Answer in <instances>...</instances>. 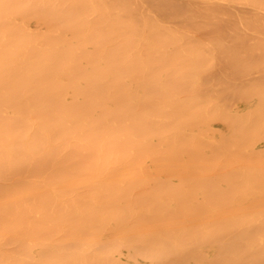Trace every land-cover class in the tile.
Returning <instances> with one entry per match:
<instances>
[{
	"label": "bare ground",
	"instance_id": "6f19581e",
	"mask_svg": "<svg viewBox=\"0 0 264 264\" xmlns=\"http://www.w3.org/2000/svg\"><path fill=\"white\" fill-rule=\"evenodd\" d=\"M263 35L264 0H0V264H264Z\"/></svg>",
	"mask_w": 264,
	"mask_h": 264
},
{
	"label": "rangeland",
	"instance_id": "374dc122",
	"mask_svg": "<svg viewBox=\"0 0 264 264\" xmlns=\"http://www.w3.org/2000/svg\"><path fill=\"white\" fill-rule=\"evenodd\" d=\"M231 36H232V35H231ZM233 36H234V35H233ZM237 36H238V35H237ZM261 36H262V35H261ZM263 36H264V35H263ZM192 37L196 38L197 36H196V37H195V36H192ZM226 37H227V36H226ZM229 37H230V36H229ZM184 38H186V37H184ZM230 38H231V37H230ZM238 38H239V37H238ZM240 38H241V37H240ZM246 38H247V37H246ZM197 39H198V37H197ZM208 39H211V38L208 37ZM197 46H199V45H197ZM210 46H211V45H210ZM199 47H200V46H199ZM199 47H197L196 49H193L191 52H193V51H195V50H197V49H200V51H202V53H204V55H202V56L207 55V52L204 51V50H206V49H203V50H202V49L199 48ZM211 47H212V46H211ZM214 47L216 48V46H213V48H214ZM231 47H232V45H231ZM253 47H255V49H259L258 51H256V53L258 52L257 54L260 53L259 51H262V49H264V48L261 49L262 45L260 46V45H258V43H257V44H254ZM204 48H205V47H204ZM218 48H219V47H218ZM223 48L226 49V48H228V47H223ZM232 48H233V47H232ZM232 48H231V49H232ZM248 48H249V47H248ZM219 49H220V48H219ZM225 49H224V50H225ZM234 49H235V48H234ZM251 49H252V46H251ZM217 50H218V49H217ZM252 50H253V49H252ZM252 50H251V52H252ZM207 51H208V50H207ZM220 51H221V50H220ZM227 51H228V50H227ZM247 51H249V50L247 49ZM191 52L189 51V55H190ZM195 52H198V51H195ZM212 52H214V55L217 54L215 50H212ZM212 52H211V53H212ZM223 52H224V51H223ZM225 52H226V51H225ZM254 52H255V51H254ZM263 52H264V50H263ZM187 53H188V52H187ZM202 53H201V54H202ZM219 53H220V52H219ZM240 53H241V52H240ZM197 54H198V53H197ZM221 54H222V53H221ZM228 54H229V53H228ZM249 54H250V53L248 52V54H243V55H244V56L246 55V57H247V55H249ZM193 55H194V54L191 53V56H193ZM212 55H213V53H212ZM229 55H230V54H229ZM231 55H232V54H231ZM233 55H234V54H233ZM240 55H242V53H241ZM252 55H253V54H252ZM195 56H197L196 53H195ZM227 56H228V55H227ZM235 56H236V55H235ZM237 56H238V55H237ZM237 56H236V57H237ZM255 56H256V54H255ZM200 57H201V56H200ZM221 57H225L224 54H223L222 56L220 55V58H221ZM246 57H245V58H246ZM249 57H250V56H249ZM251 57H252V56H251ZM198 58H199V56H198ZM206 58H207V57H206ZM212 58H214V57L212 56ZM215 58H216V55H215ZM215 58H214V60H215ZM201 59H205V57L200 58V60H201ZM239 59H240V58H239ZM252 59H253V58H252ZM205 60H206V59H205ZM211 60H212V59H211ZM216 60H217V58H216ZM216 60H215V61H216ZM225 60H226V58H225ZM232 60H233V57H232ZM243 60H244V59H243ZM250 60H251V59H250ZM206 61H207V60H206ZM208 61H209V59H208ZM217 61H218V60H217ZM247 61H248V60H247ZM255 61H256V60H255ZM212 62H213V61H212ZM251 62L254 63V60L251 61ZM251 62H250V63H251ZM199 63H200L199 65H203V66H204V64H205V66H206V63H207V62L204 63V64H202L201 62H199ZM208 63H209V64H212V66L215 67V70H216V71L218 70L217 68L222 67V65L217 64V62H215V64H213V63H211V62L209 61ZM240 63H241V61H240ZM242 63H245V62L242 61ZM258 63H259V61H258ZM238 64H239V62H238ZM197 65H198V64H197ZM230 65H231V64H230ZM235 65H236V64H235ZM253 65H254V64H253ZM253 65H252V66H253ZM262 65H263V63H262ZM208 66L211 67L210 65H208ZM208 66H206V67H208ZM236 66H238V65H236ZM252 66H251V67H252ZM255 66H256V65H255ZM238 67H239V66H238ZM238 67H237V69H238ZM246 67L249 68V66H246ZM202 68H203V67H202ZM202 68H201V66H200V68L197 67L198 72L205 73V75L207 74V75H209V76H213V75H214L216 78H218V80H219L221 77H223L224 74L227 75V73L230 71L229 69H226L225 71H221V70H220V71L222 72L221 74H214V72H213L214 69H213V68L211 69L212 71H210V70L207 71L206 69H202ZM226 68H227V67H226ZM229 68L232 69V70H234L235 67H233V66L231 65ZM239 68H240V67H239ZM243 68H244V66H243ZM258 68H260V67H258ZM207 69H208V68H207ZM235 69H236V68H235ZM237 69H236V70H237ZM242 70H243V69H242ZM247 70H248V69H247ZM257 70H258V69H257ZM259 70H260V69H259ZM216 71H215V73H217V72L220 73L219 70H218L217 72H216ZM239 71H240V70H239ZM257 72H258V71H257ZM234 73H236V72H234ZM240 73H241V71H240ZM242 73H243L244 75H251L252 77H255V78H257V79L259 78V76H257L258 74H257V73L255 74L254 72L252 73L251 70H249V71H243ZM242 73H241V74H242ZM231 74H232V73H231ZM202 75H203V74H202ZM203 76H204V75H203ZM232 77H233V76H231V75H230V76H227V80H228V81L231 80ZM209 78H210V77H209ZM216 78H213V79L215 80ZM224 78H225V77H224ZM233 78H234V77H233ZM221 79H222V78H221ZM211 80H212V79H211ZM221 81H222V80H221ZM231 81H232V80H231ZM257 81H258V80H257ZM201 82H202V81H201ZM215 82H216V81H215ZM215 82H213V80H212V82H211L210 80L208 81L209 84H210V83H213V84H210V85H213V87H214L216 90L220 89L221 86H219L218 89L214 86V85H215ZM225 82H226V81H225ZM229 82H230V81H229ZM205 83H206V82H205ZM208 83H207V84H208ZM216 83H217V82H216ZM258 83H259V84H262V82H261L260 80L258 81ZM226 84H227V83H226ZM224 85H225V84H224ZM222 86H223V85H222ZM228 86H229V85H228ZM209 87H210V86H209ZM225 87H226V86H225ZM262 87H263V84H262ZM210 88H211V87H210ZM204 89H205V88H204ZM215 89H213L214 92L211 91V90L209 89V95H213V94L215 93V94H214L215 97H212V96L210 97V96H207V95H203V92H200V93H202V95H203L205 98L209 97L208 100L212 98L211 101L216 102L217 105H218V101H219V100L223 101L224 99H226V101H227V98L234 99L235 101H236L237 99H239L238 102L236 101V102H237L236 105H235V102H234V101L232 102V103H234V104H233V105H234V106H233L234 108L237 106V104H239L240 101H241L240 104H243V103L245 102V98L243 99V96H242L243 94L241 95L242 97H240V95H239V96H237V95L232 96L231 93H227V92H226L227 95H231V96H227V95L225 96V94L223 95V94L221 93V95L225 96V97H221V96H219L218 93H217L218 95L216 94ZM221 89H222V88H221ZM206 90H207V89H206ZM228 92H229V91H228ZM205 93H206V91H205ZM250 93H252V92H250ZM255 93H256V92H255ZM258 93H259V94L261 93V95H260L259 97L262 98L264 94H263L262 92H260V91H259ZM206 94H207V93H206ZM216 95H217V97H216ZM252 95H253V94H252ZM256 95H257V93H256ZM257 96H258V95H257ZM257 96H255V97H252V96H251V97H252V98H257ZM259 97H258V98H259ZM260 98H259V99H260ZM214 99H216V101H215ZM218 99H219V100H218ZM211 101H210V102H211ZM221 101H219V102L221 103ZM212 103H213V102H212ZM220 103H219V105L217 106L218 108L220 107ZM229 103H230V105H232L230 101H229ZM221 105L223 106L222 103H221ZM230 105H229V106H230ZM259 105H260V104H259ZM211 106H213V105H211ZM224 106H226V105H224ZM226 107H227V106H226ZM257 107H258V106H257ZM218 108H216V109L218 110ZM223 108H224V107H223ZM229 108H232V107H229ZM234 108H232L231 110L228 109L227 112H228V113H232L231 115H233V113H235ZM259 108H260V107H259ZM223 110H224V109H223ZM219 111H221V110H219ZM233 111H234V112H233ZM228 113H227V114H228ZM261 113H262V108H260V109L256 108V112H255V113H253L252 111H246V110H243L242 112H240V114L245 115V117H251V119H260L261 116H258V114H261ZM228 115H230V114H228ZM234 115H236V113H235ZM232 117H233V116H232ZM240 117H241V116H240ZM241 118H242V117H241ZM231 119H232V118H231ZM247 119H248V118H247ZM234 120H235V118H234ZM236 120H237V119H236ZM236 120H235V121H236ZM237 121H238V120H237ZM216 123H217V124H216ZM219 123H220V122H217V121L214 122V125H213V126L215 127V129H216V128H217L218 130L221 129L222 124L220 123V124H221V125H220ZM263 127H264V125H263ZM222 128H223V127H222ZM217 129H216V130H217ZM218 130H217V131H214V132H213V131L209 132V135H210V136H216L217 138H220V134H221L222 138H223V137H226L225 134H223V133H219ZM263 131H264V130H263ZM263 135H264V134H263ZM218 136H219V137H218ZM227 138H228V136H227ZM207 139H208V138H207ZM223 139H224V138H223ZM224 140H226V139H224ZM210 141H211V140H210ZM207 143H208V142H207ZM207 143H205V144H207ZM201 144L204 145V146L202 145L203 147L206 146V145L204 144V142L201 143ZM211 144H212V143H208V145H211ZM207 147H208V146H206L205 148H207ZM213 147H214V145L212 146V148H213ZM208 148H210V147H208ZM261 155H262V154H260L259 156L261 157ZM263 155H264V154H263ZM263 155H262V156H263ZM255 157H257V155H256ZM255 157H254V158H255ZM262 158H263V157H262ZM255 159L257 160V159H260V158H255ZM178 161H179V160H178ZM180 161H181V160H180ZM258 161H259V160H258ZM260 161H261V159H260ZM192 165H193V164H192ZM176 166H178V167H177V170H178V169L180 168V165H176ZM176 166H174V167L176 168ZM169 167H170V166H169ZM174 167L172 166V170H173V171L175 170ZM167 168H168V167H167ZM167 168H164V169H167ZM173 168H174V169H173ZM184 169H185L186 171H185ZM184 169H181V170H182V172H181L182 175H183L185 172H186V173L190 172V174L188 173L186 176H188V175H191V176H192V175L194 174V172H192V169H189V168H184ZM167 170H168L169 173H167ZM167 170H165V173L169 174V176H173V172H172V170H171V169H167ZM179 170H180V169H179ZM179 170H178V171H179ZM181 170H180V171H181ZM175 171H176V170H175ZM180 171H179V172H180ZM183 171H184V173H183ZM186 173H185V174H186ZM175 174H176V173H175ZM175 174H174V175H175ZM178 174H179V173L177 172V175H178Z\"/></svg>",
	"mask_w": 264,
	"mask_h": 264
}]
</instances>
